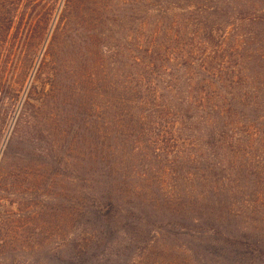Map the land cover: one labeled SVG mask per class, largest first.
Listing matches in <instances>:
<instances>
[{
    "label": "trees",
    "instance_id": "1",
    "mask_svg": "<svg viewBox=\"0 0 264 264\" xmlns=\"http://www.w3.org/2000/svg\"><path fill=\"white\" fill-rule=\"evenodd\" d=\"M0 63V80L39 63L36 77L49 87L28 94L12 158L51 98L68 92L92 126L88 175H111L108 158L119 150L107 152L106 140L143 138L152 156L194 158L213 235L182 264H264V238L215 236L225 221L245 225L243 235L264 224V0H0ZM83 199L86 217L103 211L94 193ZM109 240L73 239L55 264L108 263L96 249ZM138 258L130 261L174 263Z\"/></svg>",
    "mask_w": 264,
    "mask_h": 264
},
{
    "label": "rangeland",
    "instance_id": "2",
    "mask_svg": "<svg viewBox=\"0 0 264 264\" xmlns=\"http://www.w3.org/2000/svg\"><path fill=\"white\" fill-rule=\"evenodd\" d=\"M39 63L24 74L16 71L12 77L11 72L0 80V85L11 87V91L0 87V166L4 165L0 174V264H55L69 252L73 239L88 235L110 239L96 249L97 255L109 260L101 264H139L130 259L138 261L145 253L159 259L171 255L173 264H182L186 254L189 263L193 262V253L206 247L213 234L211 198L197 202L200 189L190 154L152 156L143 138L106 140L107 152L119 150L117 156L108 158L111 175L104 176L103 171L88 175L85 136L92 126L85 122L84 110L64 92L62 98H51L42 120L14 145L17 158L9 155V142L28 94L35 85L49 90L36 77ZM134 148L138 151L133 154ZM87 190L99 198L98 208L103 209L96 218L85 216ZM204 193L211 195L208 190ZM111 211L112 218L103 216ZM222 227L224 232L216 237L264 238V224L258 231L245 232L250 235H243V224L225 221Z\"/></svg>",
    "mask_w": 264,
    "mask_h": 264
}]
</instances>
